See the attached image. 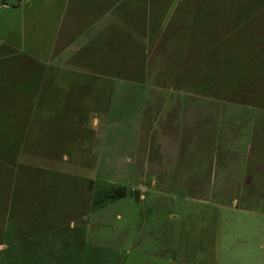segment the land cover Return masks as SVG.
<instances>
[{
  "label": "rangeland",
  "instance_id": "1",
  "mask_svg": "<svg viewBox=\"0 0 264 264\" xmlns=\"http://www.w3.org/2000/svg\"><path fill=\"white\" fill-rule=\"evenodd\" d=\"M232 1L234 17L251 2L261 12L257 0ZM214 2L0 0V87L24 84L20 98L34 86L45 97L13 101L0 123L21 126L28 113L29 136L56 126L58 143L27 146L22 160L19 148H9L17 164L12 187L56 189L57 207L42 215L59 220L44 241L54 243L59 264H150L152 252L170 264H260L264 171L244 145V117L228 127L229 117L214 115L227 107L212 86H226L229 64L221 58L217 71L212 50L200 47L203 65L183 71L198 53L181 47L189 20L196 24V13L205 12L200 22L210 23ZM69 32L85 37L81 47H54L57 35ZM195 107L201 127L183 128ZM6 239L0 264L54 262L43 259L39 239Z\"/></svg>",
  "mask_w": 264,
  "mask_h": 264
},
{
  "label": "crops",
  "instance_id": "2",
  "mask_svg": "<svg viewBox=\"0 0 264 264\" xmlns=\"http://www.w3.org/2000/svg\"><path fill=\"white\" fill-rule=\"evenodd\" d=\"M257 2L259 3L255 4H261V12H255L256 7L251 10L253 2L249 4L245 3L249 6L248 9L242 10L240 8L238 11L239 17H234L236 8L238 10L237 2H233L232 0H215L213 7H211L213 10L211 22L201 23L200 21H204L205 12L201 14L197 12L195 15L196 24L189 20V27H186L187 32L185 31L187 40H185L181 47H198L197 58L195 56L196 62H187L183 71L189 70V67L194 69V67L198 68L203 65L204 58L199 53L200 47H203V51L208 47L212 50L213 66L218 67V64H221L223 61L229 64L226 86L222 87L219 84L217 87L215 82L212 86L215 99H218L219 102L221 100L227 101V107L219 106L218 111H214V115L229 117V121L227 120L229 122H227L228 127L233 122V117L234 120L239 116L244 117L241 124H243L244 132L249 133L244 145L246 148L254 150V154L259 158L261 164V172L264 171V22H262L264 21V17L263 15L261 19H257V17L259 14L264 13V0H257ZM182 15L179 13L180 18H182ZM195 25L196 28L194 27ZM175 27L176 32L182 30L183 28L181 27H184L182 20ZM102 34L103 30L100 31L101 39ZM193 34L201 36V44L198 42V45L195 46L192 43H188V40H191L190 36ZM83 40H85V37L81 33L69 32L67 36L59 33L54 47H81V44H83L81 41ZM195 51H197L196 48ZM186 58L189 59L187 55ZM221 58L222 61L220 62ZM36 67L34 65L31 66V70H34ZM183 71L181 72L184 73ZM36 82L35 78L34 83L36 84ZM22 87L17 91L12 90L13 92L6 91L5 88L0 87V116L7 114L6 110L9 111L11 109L13 101L24 99L26 101L37 102V100L42 98L40 95L43 93L34 91V86L31 89L29 88L31 92L23 93L22 97L19 98V95L23 92H20ZM225 110L226 112H224ZM190 113L187 111L184 114L183 128L197 130L203 123L201 117L200 119L198 118L199 109L195 107L190 110ZM28 116L29 114L27 113L24 123L21 126L17 124L14 128L12 125L0 123V238H7L6 240L9 245L10 243L25 245L26 241L30 242L34 238L39 239L43 241L41 243L43 247L40 248V252L44 254L43 259L54 261L51 264H59V257L58 254H55L54 243L48 246L44 242L55 229L60 227L59 220L55 219V214L52 216L46 213V217L42 215L44 210L50 211L52 208L54 212V208L57 207L58 200L55 199L57 194L54 192L56 189L46 190L44 188H37L31 191H17L12 187V179L14 177L12 175V165H14L13 168L15 170L17 164L9 157V148H19L17 150L18 155L15 158L22 160V155H24L27 146L31 147L33 145L34 147L41 146L55 149L58 145L56 143L57 131L54 129L56 126L51 130L48 129L45 136L42 134L34 137L29 136L31 123L27 120ZM51 119L56 120L55 118ZM69 127L71 126H65L67 130L70 129ZM36 129L41 132V124L37 125ZM44 142L47 144H43ZM196 146L198 147V145ZM13 149L12 151H14ZM45 156V162L51 165L55 162L52 153H45ZM0 247L4 248L5 245L0 244ZM151 254L154 255L151 256L154 262L150 264H170L169 260L166 261V257H162L160 252H152ZM199 264L204 263L201 262ZM260 264H264V253H261Z\"/></svg>",
  "mask_w": 264,
  "mask_h": 264
},
{
  "label": "trees",
  "instance_id": "3",
  "mask_svg": "<svg viewBox=\"0 0 264 264\" xmlns=\"http://www.w3.org/2000/svg\"><path fill=\"white\" fill-rule=\"evenodd\" d=\"M119 195H124L122 191L118 192ZM135 198H138L137 196Z\"/></svg>",
  "mask_w": 264,
  "mask_h": 264
}]
</instances>
